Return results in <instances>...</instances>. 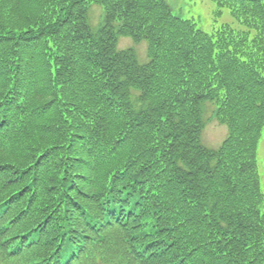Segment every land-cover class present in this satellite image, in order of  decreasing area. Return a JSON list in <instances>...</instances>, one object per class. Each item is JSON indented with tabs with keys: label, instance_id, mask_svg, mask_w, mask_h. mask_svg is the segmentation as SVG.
I'll return each instance as SVG.
<instances>
[{
	"label": "trees",
	"instance_id": "16d2710c",
	"mask_svg": "<svg viewBox=\"0 0 264 264\" xmlns=\"http://www.w3.org/2000/svg\"><path fill=\"white\" fill-rule=\"evenodd\" d=\"M214 1L0 0V264H264V0Z\"/></svg>",
	"mask_w": 264,
	"mask_h": 264
},
{
	"label": "rangeland",
	"instance_id": "374dc122",
	"mask_svg": "<svg viewBox=\"0 0 264 264\" xmlns=\"http://www.w3.org/2000/svg\"><path fill=\"white\" fill-rule=\"evenodd\" d=\"M172 13L176 16L195 20L197 26L206 32H212L216 26L222 23H232L233 19L227 8H221V13L216 14L218 7L214 0H165ZM89 24L97 28L103 21V7L99 3H91L88 12ZM146 39L139 42L132 40L130 36H121L119 48L131 47L135 50L139 63L148 61ZM215 103L206 102L203 106L204 127L200 136L201 144L210 149L220 146L226 136V127L215 117ZM258 166L261 178V187L264 192V126L258 143Z\"/></svg>",
	"mask_w": 264,
	"mask_h": 264
}]
</instances>
